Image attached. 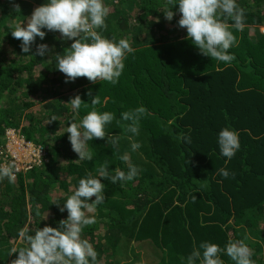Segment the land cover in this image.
I'll return each mask as SVG.
<instances>
[{
	"label": "trees",
	"instance_id": "16d2710c",
	"mask_svg": "<svg viewBox=\"0 0 264 264\" xmlns=\"http://www.w3.org/2000/svg\"><path fill=\"white\" fill-rule=\"evenodd\" d=\"M44 2L0 0V150L14 130L46 157L20 170L13 183L0 181V264H11L18 256L13 248L25 246L21 230L59 226L67 217L59 211L65 194L86 173L102 165L113 174L127 171L119 159L124 152L139 175L123 186L102 180L105 201L93 213L96 223L82 233L98 253L97 264H184L181 257L203 241L224 247L245 237L254 264H264V0H237L245 28L233 29L237 43L228 51L235 59L228 65L185 38L179 12L165 18L166 0H103L109 8L103 35L126 38L134 48L115 84L83 76L66 83L54 55L72 41L58 39V32L45 30L29 53L21 50L10 26L26 24ZM40 43L52 51L36 55ZM77 94L88 108L74 117L67 102ZM95 95L96 109L114 114L105 131L120 137L119 147L113 151L96 138L88 142L92 161H77L66 128L91 110ZM140 106L145 114L139 135L132 136L121 113ZM224 127L239 134L240 148L230 160L217 144ZM129 137L141 144L134 152ZM221 168L228 178L218 174ZM221 259L233 264L226 255Z\"/></svg>",
	"mask_w": 264,
	"mask_h": 264
},
{
	"label": "clouds",
	"instance_id": "9594fccd",
	"mask_svg": "<svg viewBox=\"0 0 264 264\" xmlns=\"http://www.w3.org/2000/svg\"><path fill=\"white\" fill-rule=\"evenodd\" d=\"M166 3L168 8L164 11L165 18L171 21L174 13L179 12L178 26L186 29L185 38L196 46L202 55L225 65L235 59L228 51L237 43L233 29L239 32L245 28V12L237 0H166ZM176 5L178 8L174 9ZM108 14L109 8L103 0H45L34 8L26 24L23 21L12 25L10 32L13 38L20 40L24 53L30 52L37 37L44 39L45 30L58 32V39L72 41L62 53L54 55L55 68L65 75L66 83L83 76L92 82L115 84L125 68L124 60L128 54L134 52V48L126 38L117 40L103 35ZM228 20L232 22L231 26L225 22ZM51 51L52 48L48 44L40 43L37 44L35 54L45 56ZM83 102L78 94L67 102L74 117L80 116L82 107L88 108V104ZM90 103L91 110L78 122L69 120L66 128L72 150L78 154L77 161H92L93 152L88 142L96 138L106 139L113 151L119 147L120 137L106 135L105 131V126L113 121L114 114L96 109L95 106L100 103L98 95L92 97ZM144 114L143 106L121 113V118L129 121L127 132L132 136L139 135V121ZM10 134L22 139L27 147L35 148L37 154H33V157L42 153L37 163L27 164L29 169L46 161L41 147L24 140L14 130L7 131L6 143ZM129 139L131 151L141 147L139 141L132 140L131 137ZM180 139L191 142L189 136ZM217 144L220 154L230 160L240 148L239 134L229 127H224L218 133ZM4 151L0 150V155L4 154ZM119 159L127 164V171L117 168L113 174L107 165H102L96 169L95 174L88 172L78 180L71 194H65L63 206H59L57 200L51 202L59 206L61 213L67 211V217L59 221L58 227L45 225L36 228L31 234L28 229L21 230L19 236L25 241V246L13 248L12 252L18 250V256L11 264H97L98 253L92 243L82 238V233L87 226L96 223L93 213L97 206L105 201V185L102 180L119 182L123 186L125 182H131L139 175V169L130 163L127 152L120 154ZM30 161L31 154L28 162ZM17 165L14 161L0 163V181L7 179L9 183H13L20 170H28L18 168ZM218 174L224 178L230 175L226 168L219 169ZM93 196L95 199L89 202V198ZM246 239L230 240L224 247L203 241L198 248L194 247L186 258L181 257V260L184 264H224L221 259L223 254L233 264H254L253 253L246 244Z\"/></svg>",
	"mask_w": 264,
	"mask_h": 264
},
{
	"label": "rangeland",
	"instance_id": "374dc122",
	"mask_svg": "<svg viewBox=\"0 0 264 264\" xmlns=\"http://www.w3.org/2000/svg\"><path fill=\"white\" fill-rule=\"evenodd\" d=\"M30 154L31 160H33V158L35 159L33 154H37L36 149L27 147L22 139L16 137V135L10 134L8 136V142L6 143V150L4 151V154L0 155V163H8L10 161L9 157L13 156V158L17 159L16 162L19 168L29 169L27 164L30 160Z\"/></svg>",
	"mask_w": 264,
	"mask_h": 264
},
{
	"label": "built area",
	"instance_id": "2783aa9c",
	"mask_svg": "<svg viewBox=\"0 0 264 264\" xmlns=\"http://www.w3.org/2000/svg\"><path fill=\"white\" fill-rule=\"evenodd\" d=\"M10 133V132H9ZM42 155V153H39L38 154V156H36V155H34V157H37V159H34L33 158V160H31L30 162H28V163H37V161H39V157ZM7 156V155H6ZM13 157V156H12ZM10 159V161H14V163L17 165V162H16V160H12L11 158H9ZM18 167V166H17ZM19 168V167H18Z\"/></svg>",
	"mask_w": 264,
	"mask_h": 264
}]
</instances>
